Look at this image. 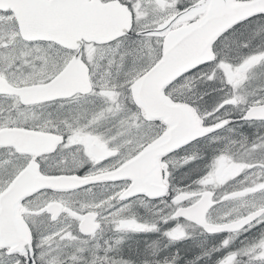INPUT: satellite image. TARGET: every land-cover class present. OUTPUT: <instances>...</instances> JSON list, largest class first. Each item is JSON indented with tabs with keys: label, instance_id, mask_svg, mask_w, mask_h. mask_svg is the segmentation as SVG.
I'll use <instances>...</instances> for the list:
<instances>
[{
	"label": "snow or ice",
	"instance_id": "snow-or-ice-1",
	"mask_svg": "<svg viewBox=\"0 0 264 264\" xmlns=\"http://www.w3.org/2000/svg\"><path fill=\"white\" fill-rule=\"evenodd\" d=\"M0 264H264V0H0Z\"/></svg>",
	"mask_w": 264,
	"mask_h": 264
}]
</instances>
